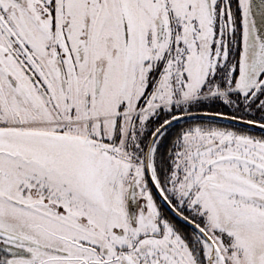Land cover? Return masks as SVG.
<instances>
[{
	"label": "snow or ice",
	"instance_id": "obj_1",
	"mask_svg": "<svg viewBox=\"0 0 264 264\" xmlns=\"http://www.w3.org/2000/svg\"><path fill=\"white\" fill-rule=\"evenodd\" d=\"M0 264H264V0H0Z\"/></svg>",
	"mask_w": 264,
	"mask_h": 264
}]
</instances>
